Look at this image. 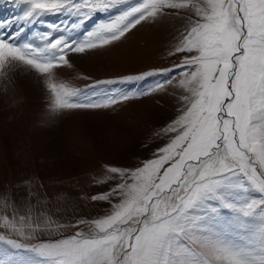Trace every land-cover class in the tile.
Instances as JSON below:
<instances>
[{
    "label": "snow or ice",
    "instance_id": "snow-or-ice-1",
    "mask_svg": "<svg viewBox=\"0 0 264 264\" xmlns=\"http://www.w3.org/2000/svg\"><path fill=\"white\" fill-rule=\"evenodd\" d=\"M3 4L24 8L0 20V81L10 82L18 68L42 76L52 112L114 108L170 87L179 93L175 118L155 134L166 140L150 158L134 167L106 165L93 177L107 188L84 198L106 205L102 215L63 222L5 192L0 242L42 264H264V0ZM167 17L182 21L168 52L179 63L83 89L57 77L73 69V54L114 46ZM36 25L42 30L27 36ZM155 77L162 79L146 84ZM0 264L15 261L0 250Z\"/></svg>",
    "mask_w": 264,
    "mask_h": 264
},
{
    "label": "rangeland",
    "instance_id": "rangeland-1",
    "mask_svg": "<svg viewBox=\"0 0 264 264\" xmlns=\"http://www.w3.org/2000/svg\"><path fill=\"white\" fill-rule=\"evenodd\" d=\"M3 10L1 20L23 11L9 4H3ZM50 17L55 22L66 19ZM181 26V19L173 17L143 24L114 46L73 54V69H61L56 75L83 89L96 80L171 67L181 59L168 55ZM11 75L10 82L0 81V215L5 214V192L17 205L31 204L34 214L46 213L63 222L102 215L106 205L84 198L107 188L95 185L93 177L103 174L106 165L134 167L150 158L166 140L155 134L177 114L179 90L174 93L171 87L167 93L129 100L114 108L52 112L42 76L23 68ZM154 79L162 78H151L146 84ZM99 87L127 90L135 86ZM29 192L34 193L30 198ZM55 238L59 237H42ZM0 250L15 264H42L24 249L0 242Z\"/></svg>",
    "mask_w": 264,
    "mask_h": 264
},
{
    "label": "bare ground",
    "instance_id": "bare-ground-1",
    "mask_svg": "<svg viewBox=\"0 0 264 264\" xmlns=\"http://www.w3.org/2000/svg\"><path fill=\"white\" fill-rule=\"evenodd\" d=\"M0 10H1V11H4V10H3V5L0 6ZM29 31H31V28L28 30V32H29ZM33 31H34V30H33ZM28 32L26 33V35L29 36V37L32 36V34H31V35H28V34H29Z\"/></svg>",
    "mask_w": 264,
    "mask_h": 264
}]
</instances>
